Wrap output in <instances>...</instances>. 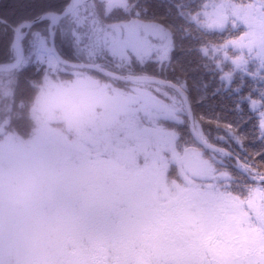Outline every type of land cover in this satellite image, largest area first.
Masks as SVG:
<instances>
[{
  "label": "snow or ice",
  "instance_id": "obj_1",
  "mask_svg": "<svg viewBox=\"0 0 264 264\" xmlns=\"http://www.w3.org/2000/svg\"><path fill=\"white\" fill-rule=\"evenodd\" d=\"M0 113V264H264V0H0Z\"/></svg>",
  "mask_w": 264,
  "mask_h": 264
},
{
  "label": "trees",
  "instance_id": "obj_2",
  "mask_svg": "<svg viewBox=\"0 0 264 264\" xmlns=\"http://www.w3.org/2000/svg\"><path fill=\"white\" fill-rule=\"evenodd\" d=\"M4 2H11V0H4ZM38 2H47V0H38ZM225 35H227L225 33ZM213 39H217L216 37H213ZM222 42V41H220ZM193 56H195V53H193ZM227 70V69H226ZM210 78V77H209ZM250 79V78H249ZM243 94L247 95L248 94V89L245 88L243 90ZM35 96V91L34 90H29L25 92L23 96L19 92H17L15 101H16V112L20 113V116L17 117V115L14 113L13 119L10 125L6 127V131L17 134L21 137H26L32 127V118L30 116V109H31V98ZM24 99L26 103V107L23 110L19 109V103L20 100ZM253 99L259 100L258 94L254 93L253 94ZM244 108V115L245 118L248 119V117H251V119H248V123L245 125V127L249 131H253L252 125L255 123L258 125L259 121V111L252 112L249 109L248 103L245 102L244 105H242ZM257 109L259 110V103L257 105ZM258 135V131H257ZM258 159V158H257Z\"/></svg>",
  "mask_w": 264,
  "mask_h": 264
},
{
  "label": "rangeland",
  "instance_id": "obj_3",
  "mask_svg": "<svg viewBox=\"0 0 264 264\" xmlns=\"http://www.w3.org/2000/svg\"><path fill=\"white\" fill-rule=\"evenodd\" d=\"M3 116V113H0V117H2ZM30 116H31V112H30ZM32 121H33V125H32V127H31V129H30V131H29V133H28V135L26 136V137H22V138H24V139H27L28 137H29V135L32 133V130H33V128L36 126L35 125V121L32 119ZM7 127V126H6Z\"/></svg>",
  "mask_w": 264,
  "mask_h": 264
}]
</instances>
